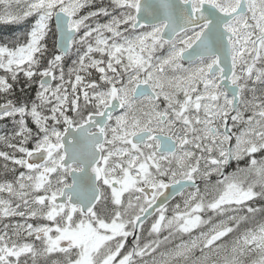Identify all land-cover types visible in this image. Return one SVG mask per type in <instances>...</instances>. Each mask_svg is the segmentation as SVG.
Returning a JSON list of instances; mask_svg holds the SVG:
<instances>
[{
	"label": "snow or ice",
	"instance_id": "obj_1",
	"mask_svg": "<svg viewBox=\"0 0 264 264\" xmlns=\"http://www.w3.org/2000/svg\"><path fill=\"white\" fill-rule=\"evenodd\" d=\"M0 124V264H264V0H0Z\"/></svg>",
	"mask_w": 264,
	"mask_h": 264
},
{
	"label": "flooded vegetation",
	"instance_id": "obj_2",
	"mask_svg": "<svg viewBox=\"0 0 264 264\" xmlns=\"http://www.w3.org/2000/svg\"><path fill=\"white\" fill-rule=\"evenodd\" d=\"M231 170H232L231 168L227 169V171H231ZM213 179H215V178L213 177ZM171 193H172L171 189H169L168 193H166V195H168L167 203H169L171 205V204H174L176 202H180L181 201L182 198L180 196L174 195V194H171Z\"/></svg>",
	"mask_w": 264,
	"mask_h": 264
},
{
	"label": "trees",
	"instance_id": "obj_3",
	"mask_svg": "<svg viewBox=\"0 0 264 264\" xmlns=\"http://www.w3.org/2000/svg\"><path fill=\"white\" fill-rule=\"evenodd\" d=\"M10 128H11V125H10V124H9V126H8V129H4L3 125L0 124V134H2L3 131H5V130H10Z\"/></svg>",
	"mask_w": 264,
	"mask_h": 264
}]
</instances>
